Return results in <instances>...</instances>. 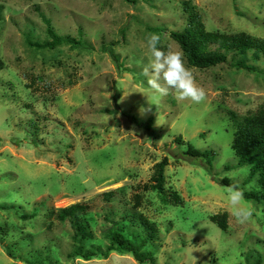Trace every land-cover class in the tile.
<instances>
[{
	"label": "rangeland",
	"instance_id": "rangeland-1",
	"mask_svg": "<svg viewBox=\"0 0 264 264\" xmlns=\"http://www.w3.org/2000/svg\"><path fill=\"white\" fill-rule=\"evenodd\" d=\"M182 1L0 0V264H27L23 259L38 251L55 264H149L121 250L69 258L74 229L48 214L77 202L87 205L84 220L93 233L86 248L104 250V234L116 221L139 230L129 221L135 211L157 229L145 247L154 264H251L258 256L264 264V206L245 200L252 216L237 223L221 183L254 186L243 183L248 168L234 166L229 117L264 107V58L250 61L253 73L231 66L229 55L204 69L183 55L206 100L155 93L143 75L147 38L157 33L159 48L182 51L170 35L185 25ZM191 1L206 29L264 38V0ZM42 16L55 33L82 45H28L52 39ZM186 143L212 150L211 165L186 155ZM163 157L165 193L180 196L176 205L141 188L153 182L154 164ZM107 191H113L108 201ZM223 212L225 230L210 220Z\"/></svg>",
	"mask_w": 264,
	"mask_h": 264
},
{
	"label": "trees",
	"instance_id": "trees-1",
	"mask_svg": "<svg viewBox=\"0 0 264 264\" xmlns=\"http://www.w3.org/2000/svg\"><path fill=\"white\" fill-rule=\"evenodd\" d=\"M128 1L131 2L133 0ZM181 9L185 14V25L180 31H172L170 35L178 43L189 65L201 69L209 68L227 62L229 55V64L231 66L248 72H258L250 61H258L264 58V38L251 36L245 32L233 33L218 29H206L200 10L191 0H183ZM42 18L47 24V32L52 39L43 43L28 40V45L37 49L54 47L62 43H68L73 46L82 45V41L80 42L79 39L55 33L50 20L44 16ZM151 120L149 118L143 126L150 129ZM229 120L234 130L231 143L237 159L234 166H246L248 169L243 183H254V186L249 190H244V187H242L245 200H252L264 206V107H258L255 111H249L242 116H238L234 112L230 113ZM135 121L139 123L137 120ZM139 124L142 125V123ZM175 142L178 145H183L180 136L175 138ZM185 153L189 157L193 156V158L201 159V161L205 160L209 166L214 155L212 150H199L192 147L189 143H186ZM167 164V157H163L161 161L155 163V170L151 176V181L153 182L144 183L141 188L144 191H156L164 204L172 202L176 205L182 201L180 196L176 192H172L171 199H168L164 189V169ZM221 183L226 186L233 185L227 178H223ZM103 196L108 201L113 197V191L104 192ZM141 197L140 192L134 194V205L136 207L140 206ZM86 210V204L77 202L49 211L48 216L54 217L59 221L67 220L74 229L71 239L75 246L68 254L69 258L89 260L99 254L106 257L110 251L121 250L130 252L138 262L149 261V264H154L153 254L145 249L153 241L157 233L153 222L148 221L135 211H130L128 212L131 218L129 221L135 223L139 230L126 231L127 225H125V222L116 221L104 234L108 239V245H106L104 250L100 246H96L95 249L93 247L86 248L85 242L93 236L89 229V224L84 220ZM25 216L23 217L27 218ZM226 219L227 214L225 212L210 216V220L215 222L222 230L227 227ZM4 248L8 256H13L10 246L4 245ZM37 254L33 260H23L27 264H55L42 251L41 253L38 251ZM251 264H261V257L258 256Z\"/></svg>",
	"mask_w": 264,
	"mask_h": 264
},
{
	"label": "clouds",
	"instance_id": "clouds-1",
	"mask_svg": "<svg viewBox=\"0 0 264 264\" xmlns=\"http://www.w3.org/2000/svg\"><path fill=\"white\" fill-rule=\"evenodd\" d=\"M160 36L152 33L147 38V49L150 53L148 63L143 68L148 86L161 95L171 90L178 101L189 100L199 104L206 100L205 89L196 83L194 73L185 64L182 51L158 47ZM230 214L237 223H246L252 216V209L244 201V190L237 185L226 187Z\"/></svg>",
	"mask_w": 264,
	"mask_h": 264
}]
</instances>
